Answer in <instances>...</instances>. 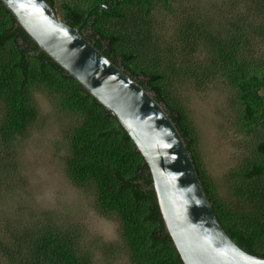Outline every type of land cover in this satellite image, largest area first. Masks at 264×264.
I'll return each mask as SVG.
<instances>
[{"label":"trees","instance_id":"trees-1","mask_svg":"<svg viewBox=\"0 0 264 264\" xmlns=\"http://www.w3.org/2000/svg\"><path fill=\"white\" fill-rule=\"evenodd\" d=\"M58 17L165 107L191 153L213 211L230 238L264 259V0H223L206 9L182 0H46ZM105 5L110 10L103 8ZM179 85H221L242 154L221 194L200 152V139ZM72 118L65 168L121 224L132 264H183L166 232L152 177L119 122L42 52L0 1V189L16 171L17 141L40 120L37 95ZM0 259L8 264H94L75 231L52 223L6 222ZM115 253V252H114ZM9 258H7V257Z\"/></svg>","mask_w":264,"mask_h":264},{"label":"water","instance_id":"water-1","mask_svg":"<svg viewBox=\"0 0 264 264\" xmlns=\"http://www.w3.org/2000/svg\"><path fill=\"white\" fill-rule=\"evenodd\" d=\"M39 49L123 127L144 158L183 264H264L219 223L178 128L152 93L58 17L46 0H0ZM105 9L111 8L100 5Z\"/></svg>","mask_w":264,"mask_h":264},{"label":"rangeland","instance_id":"rangeland-1","mask_svg":"<svg viewBox=\"0 0 264 264\" xmlns=\"http://www.w3.org/2000/svg\"><path fill=\"white\" fill-rule=\"evenodd\" d=\"M222 1L182 0V7L203 13ZM179 93L188 103L206 169L227 197L230 190L226 175L242 155L237 146L241 137L234 129L228 104L231 94L221 85L203 91L179 85ZM37 99L40 120L17 141L18 166L6 179L15 187L9 193L0 189V234L9 231L7 221L14 225L21 222V227L49 222L62 230H74L78 247L91 256L94 264H132L123 249L120 222L100 215L93 196L68 177L65 159L72 118L57 111L45 96L38 94ZM7 262L0 259V264Z\"/></svg>","mask_w":264,"mask_h":264}]
</instances>
